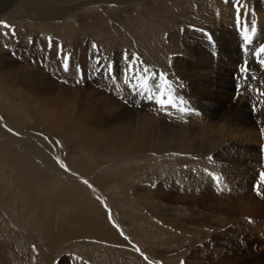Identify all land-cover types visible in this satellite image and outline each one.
Instances as JSON below:
<instances>
[{"label":"rangeland","instance_id":"1","mask_svg":"<svg viewBox=\"0 0 264 264\" xmlns=\"http://www.w3.org/2000/svg\"><path fill=\"white\" fill-rule=\"evenodd\" d=\"M5 1L2 0L1 2L0 0V6L2 8L0 22L4 23L5 26L16 28L14 29V34L13 32L9 33L12 38H10L8 42L2 40V34L4 35V32L2 33V30H0V34L2 33L0 35L1 54L5 60H7V63L13 64L14 66H24L22 59L19 58L20 56L17 57V55L20 54V50H17V52L14 48V54L12 55L10 53L12 47H16L17 42L20 44L21 41H23V48L25 49H33L38 52L40 51V53L44 52L42 53V55L45 54L43 59L40 57V62H42L43 65L44 63L46 65V62H48L47 58L51 54L58 51L63 50L62 53H64V50H67L70 54L74 52L75 43L81 40V38L84 43H86V39L95 42V47L98 51L100 50L99 52H95L96 49L88 47L87 53L90 54L89 56H84L82 59L79 57L76 65L74 64V69H70L69 66L66 69L64 66L56 67L53 73L56 74V76L52 75L50 78L53 79L49 80L50 82L44 84V86L46 85L45 87L48 88L50 85L49 88L53 90H63L65 87L66 89L70 87L72 89H80V91L88 87L94 90L93 92H99L109 97L108 101L117 103L118 109L115 110V112H109L107 114L110 115L105 117L107 121H109L110 118H115L118 119L117 121H124L127 124H131L132 127H135L138 123L142 122L144 118L148 121L149 119H153L154 114L160 112L157 119L160 120L159 122L163 121L174 125L177 123L178 125H182L184 123L183 126L186 124L189 125V122H191V114L185 115V117L183 113L175 112L169 107L162 108L158 106L155 101L148 102L143 106H131L113 90L105 87V85L95 83L94 80L91 79L94 68L101 64L113 61L123 63V66L127 67L129 61L135 60L138 57V60L142 62L144 66L167 70L166 72L162 70L161 73L165 75L166 79L170 81L174 87L182 89L188 85L189 87L186 86L184 89H187V93L190 94V96L192 95L191 97L193 98L195 96L193 92L198 88L195 84L200 83L203 78L202 68L213 70L211 75L214 79L213 81H218L216 84L219 83L224 86L228 84L229 81H232L233 85L231 91L242 101L240 106L243 110L241 112L235 109V111H232L237 113V115L233 113L236 120L240 118L239 121H241V119L242 121L244 119L246 121V118L249 116L248 119L252 122V126L255 125L254 122L256 124L259 122V125L263 124L261 118L264 119V106H254V109H256L255 112L247 103L253 101L250 99L251 96L246 94L241 95V93H237L235 90L234 78L235 75L240 74V71L237 68H233L232 63H240L242 60L240 46L236 49L235 33L232 31V26L237 22V17L235 16V0H227V2L226 0H205L207 4H209L208 6L216 11L215 14L217 17H220V3L221 5L226 4L225 6H229L230 9L234 11L233 20L235 19V23L226 25L227 32L232 36V44H228L227 46L232 49V56L230 55L232 58L227 62L228 68H230H227V71H223L224 73H221L218 69L219 64L216 63V59L224 55V52H222V44L226 43L225 36L228 37L227 32H223L215 23H212L214 26H210V24L202 25L201 22L197 21L200 18L199 6L197 3L191 4V0H99L95 1V3H93V0L63 1L65 4L68 3L69 7L71 5L77 6L80 3L90 5L86 9V12L93 16L92 20L86 22L83 26L77 23H71L66 19L46 21L47 23L41 20L34 21L33 18L35 15H30L27 12L25 5L20 2L21 0ZM242 4L245 6V12L247 13L244 18L248 17L249 19L256 20V14H264V0H242ZM7 7L10 8L8 9ZM69 7L67 9H69ZM79 11L83 10L80 9ZM181 23L184 25L181 27L182 30H179L178 27ZM186 26L188 27L187 31L185 30ZM175 29H177L179 33L176 34L175 37L170 38V34L175 32ZM17 30H22L23 32L21 33H26L21 41L18 39ZM26 30L32 31L34 34H27ZM186 34H188V36H186ZM186 38L191 40L190 44L193 42L192 45L201 51V53L199 52L201 55H198V58L194 56L195 53L192 50H190V53L192 52L191 55L193 57L188 58L184 51L181 50L186 48ZM177 48L179 49L177 50ZM184 56L185 60L182 59ZM189 58L192 60L191 65L188 62ZM29 61L34 63L35 60L34 58H30ZM252 63L251 67L256 70L257 62L254 61ZM75 66H79L76 67L77 70ZM31 68H33L32 64L29 65V70H31ZM157 73H160V71L157 70ZM177 73L181 75L179 76ZM220 81H223L224 84ZM219 84L217 86L215 85V88L218 90H220ZM222 92H225L224 100H234L231 95L233 93L228 90H223ZM194 99H198V97L195 96ZM208 102L209 101H207V103ZM132 111L134 113H132ZM96 114H100V111H96ZM258 115H260V118ZM204 116L205 115H202V117ZM0 124L2 127V122H0ZM100 128L105 129L102 127ZM171 128L174 129V127ZM187 129H190V127ZM263 131V128L259 127L255 132L262 137ZM26 132L27 131L22 128L21 132L17 135L21 140L23 139L26 141L29 139L25 134ZM177 134L178 132L176 135ZM184 136L188 138V136H193V133H187ZM43 137L44 136L41 137V144L43 145H39L36 157L37 160L33 159V161L37 163L39 167L49 163L48 166L50 170L48 172L50 176L53 174L51 177L55 180L53 182L42 181V185L46 183L49 186L51 193L46 192L43 186L40 187L38 185L34 187L35 196L37 198L39 197V199L44 197L50 199L54 197L52 194L63 191L62 189L65 187H72L75 189L79 187L81 192L84 193L89 200L97 202V207L105 213L106 219L109 221V224L116 229L120 240L114 239V243L117 245H110L104 239L95 238L96 235H94L93 238L103 243L105 247L110 245L121 250V253H105V251L102 253L92 250L91 253L89 252V254L86 255L84 252L81 253L77 250L65 249L62 251V248L60 250H58V248L57 250L53 249L56 248V245H52L47 233L51 231V227L61 228L62 218L68 214L67 208H73L74 203H70L67 200L64 204L69 206L65 207L62 206V204H54L48 201V209H50V211L42 214L44 216L43 218L41 217V213L44 208L42 206H37L30 211L27 207V197L24 194L21 195L16 192L11 196L9 201H6L5 195L10 192L11 188L9 184L12 183L13 177L12 168L5 165L4 159V161L0 162V259H4V262L0 260L1 264H60L66 259L68 264H200L202 258L212 255V248L215 246L214 238H219L217 235L222 233L221 226L218 222H215L213 216H225L227 218L229 217L227 212L232 211L234 208L230 200H236V197L233 195L237 190V185L235 184L237 176L234 177L236 168L234 167L242 166L241 162L243 159L241 156V149L238 151H226V144L215 145L216 147L214 150L217 152L216 155L219 156L220 160V164L217 163L216 165L213 162L215 156L214 150L210 149L212 153L209 151L208 153L201 151V153L198 154L162 150L151 151L147 149L141 152L125 153L127 154H123L125 157L118 153L116 157L112 156L108 161H104L103 163L92 161V166L88 169L83 168L81 162L77 164L78 168H81L78 170L70 168L67 163L63 161L51 139ZM77 137L78 133L73 131L65 137L60 136L57 138H59L60 146L64 149L72 150L71 146L73 145V140ZM197 142V139L194 140L195 146H198ZM231 142H236L235 138L231 140ZM263 142L262 140V142L259 141V143H257L259 144L260 164H264ZM253 155H255V153H253ZM61 163H63L65 167H61ZM222 163H227L234 168V172L229 176L228 173H220L226 175L231 185H233L229 193L216 192L208 185L204 177V184L194 185V181L191 178L192 175L196 173V170L198 171V169H200L199 171L202 176H205L206 170L219 173V171H221L220 169H222ZM132 167L135 169H132ZM247 169L248 168H245L246 171ZM237 171L244 175L241 169H237ZM253 172H257V170L253 169ZM255 175L257 176V173H255ZM181 176H185L183 179L184 182ZM177 178H180V180H177ZM251 178H255L253 177V173L249 180L251 185L249 189L251 193L253 192L256 194L254 196L263 203L264 207V192H258V190L253 189V184L251 183H253L255 179L252 180ZM85 180L88 181L87 184L84 183ZM203 180H201V182ZM162 182H165L169 187L175 186L186 200V202L180 204L184 206V210L180 215L183 220L179 223L174 222L171 224L154 215L155 212L153 207L155 206L158 208L155 210H160L159 206L162 205V201L166 205L167 202L158 198V196L157 198H152L151 195L149 196V191L150 189L155 190L156 188V190H158L162 186ZM184 183H187V188ZM130 186L132 189H129ZM198 192L200 193L198 194ZM42 194H47L48 196L43 197ZM228 195L233 198L231 197L232 199H229V197H227ZM215 196L221 197L216 199L217 197ZM225 198L229 200V202L226 203ZM220 199L222 200L219 201ZM41 204H44V202ZM224 204L226 206H224ZM75 210V212L78 211L77 206H75ZM109 213L111 214V219L109 218ZM52 215H54L55 218ZM76 215L70 213V217L75 218ZM244 217V215L239 216L237 225L243 227V230H245L247 234L246 236L250 238L248 241L249 249L252 248L256 253L260 252L259 254L263 257V240L257 233L263 229L262 225H264V223L257 221V219H251L249 216ZM182 223V226L178 225ZM48 225H50L51 229H48ZM256 234L258 236L257 239L254 237ZM246 236L244 234L241 236L240 234L237 240L243 243ZM81 238L83 241L86 237H79V241ZM227 243L229 244V242ZM45 248L48 249V251H54L53 255L49 256ZM137 249H139V251H137ZM145 256L148 257L147 260L144 259Z\"/></svg>","mask_w":264,"mask_h":264},{"label":"bare ground","instance_id":"2","mask_svg":"<svg viewBox=\"0 0 264 264\" xmlns=\"http://www.w3.org/2000/svg\"><path fill=\"white\" fill-rule=\"evenodd\" d=\"M63 1L71 2L80 0H21L20 2L25 5V8L27 9V12L30 15H35V17L33 18L34 21L41 20L43 22H46L66 19L69 20L71 23H77L80 26H83L86 22L92 20L93 16L86 12V9L90 5H87L86 3H80L77 6L71 5L69 7L68 3L65 4L63 3ZM93 1L92 2L95 3V1L99 0ZM192 3H197L199 6L200 18L197 21L201 22L202 25L210 24L211 26L212 23H215L220 27L223 32H227L226 25H232L235 23V19L233 20L234 11L233 9H230L229 6H225L226 4L221 5L220 3V17H217L215 14L216 11L213 10L210 6H208L209 4H207L205 0H191V4ZM68 7L69 9H67ZM7 8L9 9L10 7ZM80 9L83 11H79ZM1 10L2 8L0 6V13H2ZM260 11L263 12L262 10ZM143 13L146 14L145 12ZM256 18V21L259 24L264 23V14H256ZM183 25L181 23L178 29L182 30L181 27ZM13 29L16 28H9L5 26L4 23L0 22V30H2V33L4 32V35L1 33L3 37L2 40L4 42H8L9 39L12 38L9 33L12 32ZM175 30V32H172L173 30L171 31L172 33L170 34V38L175 37L176 34L179 33L177 29ZM185 30H188L187 26L185 27ZM17 32L18 39L21 41L24 34L26 33H21L23 32L22 30H17ZM28 33L34 34L32 31H27V34ZM227 35L228 37L225 36L226 43L222 44V52H224V55L216 59V63L219 64L218 69L221 73L223 71H227V62H229V60H231L232 58V49L227 47L228 44H232V36L228 32ZM186 36H188V34H186ZM82 41L83 39L81 38V40H78L75 43L74 52H72L71 54L68 53L67 50H64V53H62V50L51 54L47 58L48 62H46V65L45 63L43 65L42 62H40L41 58L43 59V56H45V54L42 55V53L44 52L40 53V51L38 52L33 49L29 50L23 48V41H21L20 44L17 42V46H13V52L11 51L10 53L12 55L14 54V48L16 49V51L20 50V54L18 53L19 55H17V57L20 56L19 58L22 59L24 66H14L13 64L7 63V60H5V58L2 56L0 49V122H2V127L0 124V162L4 161L5 159V165L10 166L12 168L13 177L12 183L9 184L11 188L10 192L5 195L6 201H9L11 196L16 192L20 193L21 195L24 194L27 197L26 199L28 209L31 211L34 207L42 206L44 210H42L41 217L44 218L42 214L47 211H50V209H48V201L54 204L58 203L60 205L62 204V206L68 207L69 205L64 204L68 200V202L74 203V205L73 208H67L68 214L62 218L61 228L59 229L51 227V229L50 225L47 226L48 229H51V231L47 230L48 238L51 241L52 245H56V248L53 249L57 250L58 248V250H60L62 248V251H64L65 249L77 250L81 253L84 252L86 255L89 254V252L91 253L92 250H96L102 253L103 251H105V253H121V250L110 246L117 245L114 243V239L120 240L116 229H114L112 225L109 224V221L106 219L105 213L100 210L99 207H97V202L89 200V198H87V196L81 192L79 187H77V189L72 187H65L62 189L63 191L52 194V196L54 197L50 199L44 197L48 196L47 194H42V196L44 197L42 199H39V197L37 198L35 196L34 187H37L38 185L40 187L43 186L46 192L51 193L49 186L46 183L42 185V181L53 182L55 180L53 177H51L53 174H51L50 176L48 172L50 170L48 166L49 163H46V165H42V167H39L37 166V163L33 161V159L37 160L36 157L39 145L42 143L41 137L44 136L51 139L58 151V154L63 159V161H65L70 168L78 170H80L81 168L79 169L77 164H80L81 162L82 167L88 169L92 166V161L103 163L104 161H108L112 156L116 157V154L118 153L123 155L125 153L141 152L148 149L151 151L162 150L185 153L191 152L198 154L201 153V151L207 153L208 151L211 152L210 150H214L216 147L215 145L217 144H226V151H238L241 149L242 153V166L234 167L236 168V174L234 173L235 176L233 174L234 177L237 176L235 180L237 190L233 194L236 197V200H230L231 205L234 208L232 209V211L227 212L229 214V217L226 218L225 216H213L215 222H218V224L221 226L222 233L217 235L219 238H214L215 246L214 248H212V255H209V257L202 258V262L200 264H264V256L261 257V255L259 254L260 252L256 253L251 247V249H249L248 241L250 240V238L246 236L247 234L245 230H243V227L237 225L239 216L242 215H244L245 217L249 216L251 217V219H257V221H261V223H264L263 203L257 200V198L254 196L256 194L253 192L252 194L251 190L249 189V187L251 186L249 182L250 177L252 173L253 177H256L255 173H257L253 172V169L257 170L259 167L264 168V164H260L261 159L258 149L259 144H257L259 143V141H264V131L262 137L259 136L260 134L258 135L255 132L259 127H262L264 130V119L261 118L263 124L259 125V122H257V124L254 122V126H252V122L250 121V119H248L249 116L246 118V121L245 119L243 121L242 119L241 121H239L240 118L236 120V118L233 116L234 112L232 111L240 110L241 112L243 108L240 106L242 104L241 99L237 98L235 94L231 91L233 82L229 81L228 84H226L225 86L218 83L220 87V90H218L215 88V85H218L216 84L218 81H213L214 79L211 77L213 70L209 68H202V81L200 83L195 84L198 88L194 90L195 92H193L195 96L198 97V99H194L195 96L194 98L191 97L192 95L190 96V94L187 93V89H184L188 85H186L182 89H178L172 84L171 91L173 99L177 102V104L190 109V112L188 114H184V116L191 114V117H189L192 119H190L191 122H189V125L186 124L183 126L184 123L182 125H178V123L174 125L163 121L159 122L160 120L157 119L160 112L158 114H154V116L152 115L153 119H149L148 121L144 118V120L138 123V125H136L135 127H132V125L129 123L128 125L124 121H117L118 119L115 118H110V120L107 121V118L105 117L110 116L107 114L109 112H115V110L118 109L117 103L108 101L109 97H106L105 95L99 92H93L94 90H91V88L88 87L80 91V89H72L70 87L66 89L65 86L63 90H61L60 88V90H53L49 88L50 85L48 86V88L45 87L46 85L44 86V84L50 82L49 80L53 79L50 78L52 75L56 76V74H53L55 72L54 70L56 69V67H63L64 64L67 62L69 68L74 69V64H76L77 59L79 57L82 59V57L84 58V56L90 55L89 53H87L88 47H90L91 49H96L95 52L100 51H98L97 48L94 47V41L90 39H86V43H84V41L82 43ZM190 41V39L186 38V48H183L181 50L184 51L187 58L193 57L191 55L192 52L190 53V50L194 51V56L198 58V55H201V51H199L197 47L192 45L193 42L192 44H190ZM178 49L179 48H177V50ZM66 57L68 58L67 60ZM30 58H34V63H31L29 61ZM182 59L185 60V56ZM191 61V58H189L188 62L190 65L192 64ZM31 64L34 69L31 68V70H29V65ZM178 75L180 76L181 74L179 73ZM223 90H228L233 93L231 95L233 96L234 100H224L225 92H222ZM206 100L209 101L208 103L210 104H208ZM96 111H100V114L97 115ZM132 113L134 112L132 111ZM202 115L205 116L202 117ZM258 117L260 118V115H258ZM100 127L105 129H101ZM171 127H174V129H172ZM188 127H190V129H187ZM22 128L27 131L25 134L28 136L29 139H27L26 141H24L23 139L21 140L17 135L19 132H21ZM9 129H11V131H9ZM73 131H76L78 133V137L73 140V145L71 146L72 150L64 149L62 146H60L59 138L57 137H65ZM177 132L178 134L176 135ZM187 133H193V136H188L187 138L186 136H184ZM234 138L236 142L232 143L231 140H233ZM196 139L198 140V146L194 145V140ZM214 153L215 156L213 162L215 163V165L217 163L220 164L219 156L216 155L217 152L215 150ZM253 153H255V155H253ZM123 157L125 156L123 155ZM221 166L222 169L219 168L221 171L217 170L219 171V173H228L229 176L232 174V172H234V168L227 163H222ZM244 167L248 168L247 171ZM132 169L135 168L132 167ZM237 169H241L244 175L241 172L237 171ZM199 170L200 169H198V171L196 170V173L192 175L191 179L194 181V185L204 184L205 182L203 180V177L205 179L206 177L202 176ZM184 178L185 176H181L182 180ZM251 179L253 180L255 178ZM177 180H180V178H177ZM201 180L203 181L201 182ZM184 184L187 188V183ZM129 189H132L131 186ZM156 189H150L149 196L151 195L152 198H157L158 196V198L165 200L167 202V205L164 204L162 201V205L159 206L160 210H155L158 208L154 206V215L159 217L161 220L169 222L171 224H173L174 222L179 223L180 221H182L183 218L180 215L184 210V206H181L180 204L186 202L185 198L182 197V193H180L175 186L169 187L168 185H166L165 182H162V186L158 190ZM199 193L200 192H198V194ZM215 197H217L216 199H218L221 196ZM227 197H229V195ZM231 197H229V199ZM221 200L222 199H220L219 201ZM42 202H44V204H41ZM227 202H229V200L226 199V203ZM75 206H77L78 208L77 212H75ZM224 206L226 205L224 204ZM70 213H72V215H77L75 216V218H73L70 217ZM178 225L182 226L183 223ZM240 234L241 236H243V234L246 236L243 243H240L241 241L237 240V237H240ZM257 234L254 236L256 239L258 237ZM94 235H96L95 238L104 239L110 245L108 247H105L103 243L96 241L95 238H93ZM79 237L86 238H84L83 241L81 238V240L79 241ZM227 242H229V244ZM46 248L45 250L48 252L47 254L49 256L53 255L54 251H48V249ZM0 260L4 262L3 258ZM60 264H68L67 259L61 262Z\"/></svg>","mask_w":264,"mask_h":264},{"label":"snow or ice","instance_id":"3","mask_svg":"<svg viewBox=\"0 0 264 264\" xmlns=\"http://www.w3.org/2000/svg\"><path fill=\"white\" fill-rule=\"evenodd\" d=\"M227 2V0H226ZM237 23H241L244 20L245 6L242 4V0H235ZM251 29L249 30L248 22L244 21L242 31L244 33V40L247 44L252 43V37L256 33L255 21H251ZM11 28V26H7ZM14 34V29L12 30ZM251 33V34H249ZM95 47V45H94ZM247 51V48L245 49ZM255 56L259 60L261 65H264V44H261L258 49L255 50ZM68 58L66 57V60ZM65 69L68 67L67 62L64 64ZM241 72H246V68H241ZM109 76L115 75V69L113 65H108ZM125 84L129 85L131 90L143 96L147 100L155 101L162 108H178L180 111H186V108H180L177 102L172 96V83L168 81L163 73H157L144 66L142 62L138 61V57L135 60L129 61L125 69L122 70ZM11 131V129H9ZM61 167H65L61 163ZM85 184L88 181H84ZM111 219V214L109 213ZM139 251V249H137ZM148 259L147 256L144 257Z\"/></svg>","mask_w":264,"mask_h":264}]
</instances>
